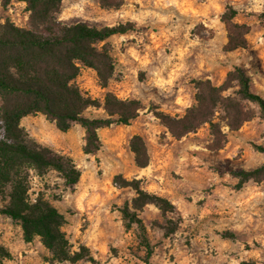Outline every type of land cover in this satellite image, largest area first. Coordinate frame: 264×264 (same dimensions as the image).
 <instances>
[{"label":"rangeland","instance_id":"rangeland-1","mask_svg":"<svg viewBox=\"0 0 264 264\" xmlns=\"http://www.w3.org/2000/svg\"><path fill=\"white\" fill-rule=\"evenodd\" d=\"M227 7L236 11L235 21L249 25L246 48L223 50L227 32L220 16ZM263 11L264 0H123L116 8H103L98 0H61L56 16L67 23L131 26L108 38L115 67L107 85L87 67L80 68L76 82L99 101L111 91L120 98L139 99L144 108L127 124L100 128L101 147L95 153L83 152L84 129L77 123L61 131L42 113L20 119L31 138L69 155L80 170L72 187L52 169L42 174L29 170L28 199L41 194L64 213L62 229L70 250L84 245L90 259L52 260L38 236L24 241L20 226L0 213V245L8 253L0 252V264H264V176L239 182L234 174L264 161V120L257 107L244 102L252 116L237 128L226 125L222 111H216L214 121L224 135L217 148L210 146L213 134L207 122L175 138L151 111L156 106L171 116L182 115L195 103L197 80L219 86L234 65L264 98ZM27 15L24 2L3 7L0 0V21L8 18L24 26ZM235 88L222 94L233 95ZM85 114L101 115L103 110L89 107ZM135 134L147 147L144 167L135 164L129 148ZM115 175L136 179L141 189L167 198L177 209L167 217L181 218L164 235L165 218L157 207L145 204L137 211L149 255L136 224L125 228L120 212L125 201L132 209L135 191L116 185ZM10 237L12 247L3 243Z\"/></svg>","mask_w":264,"mask_h":264},{"label":"trees","instance_id":"trees-1","mask_svg":"<svg viewBox=\"0 0 264 264\" xmlns=\"http://www.w3.org/2000/svg\"><path fill=\"white\" fill-rule=\"evenodd\" d=\"M12 1L24 2L28 15L24 26L8 18L0 21V195L4 201L0 213L20 226L24 241L38 236L52 260L90 259L84 245L78 250H70L71 245L62 229L66 223L64 213L41 194L34 201L28 199L29 170L42 174L52 169L70 187L79 180L80 170L69 155L31 138L19 122L23 116L42 113L61 131L77 123L84 129L83 152H97L101 147L98 130L111 123H129L144 105L139 99L120 98L111 91H106L103 100L99 101L79 87L76 77L81 67L91 68L100 84L106 86L115 67L108 38L126 32L131 26L126 23L96 26L85 21L67 23L56 16L61 0H1V4L6 7ZM122 1L98 0L103 8H116ZM235 13L232 7H227L220 16L227 32L225 51L248 45L249 25L235 21ZM259 19L264 26V11L259 14ZM232 86H236L233 95L222 94ZM244 102L254 104L264 120V98L251 90L249 76L240 66L234 65L219 86L212 85L209 80H197L195 103L182 115L171 116L157 110L156 106H152L151 111L175 138L207 122L213 134L210 146L217 148L224 135L219 123L214 121L216 111H222L221 118L226 125L237 128L252 116ZM89 107L101 108L103 114L86 115ZM129 148L135 164L146 166L148 153L143 138L133 135ZM234 174L239 177V182L258 179L264 176V161L251 170H237ZM113 181L135 191L132 209L125 201L120 212L125 228L136 224L139 241L149 255L151 248L137 211L145 204L157 207L165 218L163 233L168 235L176 229L181 218L179 214L176 218L167 217V214L177 213V209L167 198L141 189L136 179L127 180L115 175ZM2 253L8 255L5 251ZM239 264L255 263L241 260Z\"/></svg>","mask_w":264,"mask_h":264},{"label":"crops","instance_id":"crops-1","mask_svg":"<svg viewBox=\"0 0 264 264\" xmlns=\"http://www.w3.org/2000/svg\"><path fill=\"white\" fill-rule=\"evenodd\" d=\"M115 35V34H114ZM6 231H8L9 232V230H6ZM9 237V236H8ZM10 240H12V238L10 237V239H8V240H5V241H3V243H5L6 245H8V247H12V243H11V241ZM21 240V239H20Z\"/></svg>","mask_w":264,"mask_h":264}]
</instances>
